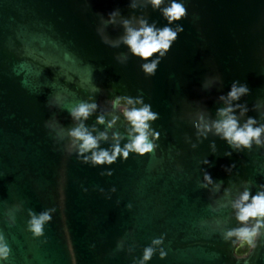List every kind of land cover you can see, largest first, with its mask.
<instances>
[{"label":"water","instance_id":"95a60500","mask_svg":"<svg viewBox=\"0 0 264 264\" xmlns=\"http://www.w3.org/2000/svg\"><path fill=\"white\" fill-rule=\"evenodd\" d=\"M171 2L0 0V264H264V226L245 256L226 238L257 223L233 205L264 192V143L236 148L203 129L226 107L239 126H264V0H176L186 15L169 23ZM140 19L182 31L145 60L122 40L123 21ZM233 84L248 92L229 100ZM81 103L97 106L86 120L70 114ZM144 105L157 116L144 155L93 164L69 134L106 133L95 151L111 155L135 135L123 109ZM45 212L37 236L30 221Z\"/></svg>","mask_w":264,"mask_h":264},{"label":"clouds","instance_id":"9594fccd","mask_svg":"<svg viewBox=\"0 0 264 264\" xmlns=\"http://www.w3.org/2000/svg\"><path fill=\"white\" fill-rule=\"evenodd\" d=\"M150 3L153 8H159L163 0H150ZM133 7H135V5H133ZM117 14L118 13H112L111 16L115 17ZM162 14L169 23H172L184 17L186 15V9L182 3L172 0L170 6L162 9ZM138 23L139 27L133 28L131 27L130 21H123L126 34L122 40L134 55L145 60L156 53L163 55L169 50L171 43L177 38V31H182V28H178L177 31H173L169 27L157 29L154 25L149 26L147 21L143 19H140ZM156 66L157 61H152L151 63L144 64L142 67L145 73L153 74ZM247 92V87H236V85L233 84L231 91L228 93V99L237 100L241 95ZM117 99L119 100L120 98ZM139 102L140 101H136V103ZM112 103L115 106L117 101H113ZM127 103L132 105L133 101L128 99ZM96 107L95 104L81 103L71 109L70 114L76 120H80L81 118L86 120L91 113L95 111ZM123 111L126 119L132 125V131L129 135L132 136L133 133H135V135L131 142L126 144L123 149L120 148L119 144H116L112 149L111 155L106 150L95 151V149L98 148V141L100 139H107L106 133H100L99 137H94L82 124L70 131V136L81 142L79 145V151L81 153L92 152L91 160L93 164H111L119 155H122L126 159L130 151L144 155L153 150L154 145L148 142V121L155 120L157 116L150 110V106L144 105L139 109L133 107L131 110L125 108ZM232 112L233 109L231 107L218 110V115L221 119L213 122L211 127L204 124V131H211L214 128L216 134L221 135L230 145L236 148H240L241 146L250 148L253 141H255L257 145L264 143L260 139L261 133H264V126L254 128L253 125L256 121L249 118L247 123L241 127L236 117L232 115ZM114 122L115 119L108 124V127H112ZM97 123L103 124L104 118L102 116L98 117ZM197 127H200V125H197ZM116 138L118 137L114 136V139ZM205 180L211 183L210 176L205 175ZM233 207L237 210V219L242 224H246L250 219H256L257 223L251 229L242 227L229 231L226 238L235 235L241 242L251 244L253 237L258 233V229L264 226V192H259L255 196H252L250 192L245 191L241 194L239 200L234 203ZM50 219L51 217L48 212L41 214L38 218L33 216L30 221L31 231L37 236L42 235L43 224ZM160 242L159 240L154 241L156 244ZM152 252V248L145 249L144 260L150 259ZM8 253L9 249L7 246H0V258H7ZM161 256H164L163 252Z\"/></svg>","mask_w":264,"mask_h":264},{"label":"trees","instance_id":"16d2710c","mask_svg":"<svg viewBox=\"0 0 264 264\" xmlns=\"http://www.w3.org/2000/svg\"><path fill=\"white\" fill-rule=\"evenodd\" d=\"M254 244V237L251 241V244L247 243V242H240L237 249H236V254L238 256H245L249 253L251 247Z\"/></svg>","mask_w":264,"mask_h":264}]
</instances>
